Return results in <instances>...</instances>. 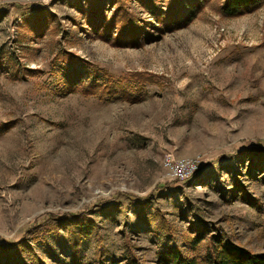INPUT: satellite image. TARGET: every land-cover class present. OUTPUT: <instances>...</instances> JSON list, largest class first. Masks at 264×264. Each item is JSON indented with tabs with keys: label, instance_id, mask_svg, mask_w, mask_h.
<instances>
[{
	"label": "rangeland",
	"instance_id": "1",
	"mask_svg": "<svg viewBox=\"0 0 264 264\" xmlns=\"http://www.w3.org/2000/svg\"><path fill=\"white\" fill-rule=\"evenodd\" d=\"M90 1L0 0V239L40 234L51 250L42 237L31 246L46 264H90L99 247L107 264H157L199 221L264 252V3L229 16L208 0L183 26L180 9L152 27L134 0ZM121 10L138 25L120 28ZM76 71L126 97L57 92L53 77ZM166 156L194 160L193 177H170ZM82 218L94 229L82 240L75 229L74 260L67 229Z\"/></svg>",
	"mask_w": 264,
	"mask_h": 264
},
{
	"label": "trees",
	"instance_id": "2",
	"mask_svg": "<svg viewBox=\"0 0 264 264\" xmlns=\"http://www.w3.org/2000/svg\"><path fill=\"white\" fill-rule=\"evenodd\" d=\"M207 1L208 0H134V2L140 4V6L145 9L144 11L151 16L153 20L145 23V25L152 27L157 25L156 20L160 22V26L170 25L171 21L166 18V11L175 15H179L181 13V11H179L180 9L184 10L181 13L183 20H180V22L174 21L172 22V25L179 27L183 26L188 21L194 19L197 16L199 9H202ZM90 2L97 5L99 3L98 0H91ZM261 3H264V0H222L218 10L220 13L227 14L229 16H235L244 10H252ZM83 9H81L80 12L83 13ZM84 14L85 13H83V15ZM123 16L125 18V23H119L120 28L123 29H127V26L131 25H133L132 28H134L141 20L138 17H134L132 14L127 13L125 10L123 11ZM39 19L40 17H35L34 15L29 16V21H24L25 23L23 26H26L32 30L33 26L30 25L29 22ZM108 21L109 22H107V26L110 27L116 26L115 24H118V20L114 22L113 19H109ZM68 56L69 54L66 52L57 53L55 60L56 62L60 61L61 63H66L68 65L70 63ZM74 74L75 81L69 77L63 78L62 76L56 74L53 77L55 80L53 85L55 90L57 92H69L71 90L76 91L81 89L83 94L86 96L90 94L99 97L106 95L113 96L115 93L120 92L121 96L126 97L125 92L127 91V87H121L117 82H114V89H111L112 87H110V84L99 85L97 82H87L86 85H82L80 84L82 81L81 78L83 77L81 71H76ZM7 127L8 126L3 127V129H7ZM216 167L220 168V170L223 168L222 165L212 166V168ZM200 173V170L195 172V174L198 176ZM128 199L134 208H142L141 210H134L136 216H139L141 220H145L148 224H151L150 220L154 218L155 215L145 213V207L147 206L146 201L142 198L132 195L128 196ZM69 225L71 229H67L68 232L70 231L67 235L68 246L71 249V252L75 255L73 257L75 260L79 259V257H77L79 254L77 247L81 245L79 239L80 236L76 235L75 229L79 228L80 233H78V235H81V240L88 239L92 230L94 229V223L91 219L82 218L71 221ZM156 225L159 229L163 227H169L165 221H161ZM166 232L173 233L174 231H172L170 227L166 228ZM182 235L183 239L181 241V246L173 243H168L162 246L157 256V264H264V252H254L248 248L238 245L222 235L217 229L212 230L211 227H209L204 222H189L188 227L182 233ZM95 236L96 241H101L97 234H95ZM40 237L43 238L41 239V243H43L44 246L48 248V243L45 242V237L40 236V234L36 235L35 237H31L30 240L22 239L16 242L0 239V264H46L41 255L31 246V242L38 241ZM48 249L51 250L50 248ZM93 255L94 259L90 264H107L106 261H104L109 255V252L106 249L99 247L95 249ZM79 260L76 262V264H79ZM128 264L143 263L140 258L135 257L132 254Z\"/></svg>",
	"mask_w": 264,
	"mask_h": 264
},
{
	"label": "built area",
	"instance_id": "3",
	"mask_svg": "<svg viewBox=\"0 0 264 264\" xmlns=\"http://www.w3.org/2000/svg\"><path fill=\"white\" fill-rule=\"evenodd\" d=\"M169 156H166L163 159V165L165 169L168 171L170 177L176 180H184L189 178L193 174V171L197 166L194 160H188V159L173 160Z\"/></svg>",
	"mask_w": 264,
	"mask_h": 264
}]
</instances>
